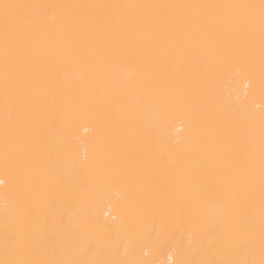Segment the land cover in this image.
Wrapping results in <instances>:
<instances>
[{
    "label": "bare ground",
    "instance_id": "bare-ground-1",
    "mask_svg": "<svg viewBox=\"0 0 264 264\" xmlns=\"http://www.w3.org/2000/svg\"><path fill=\"white\" fill-rule=\"evenodd\" d=\"M3 4L0 260L258 264L261 0Z\"/></svg>",
    "mask_w": 264,
    "mask_h": 264
},
{
    "label": "snow or ice",
    "instance_id": "snow-or-ice-1",
    "mask_svg": "<svg viewBox=\"0 0 264 264\" xmlns=\"http://www.w3.org/2000/svg\"><path fill=\"white\" fill-rule=\"evenodd\" d=\"M18 7L21 6L10 5V4L0 5V8L3 9L4 20L6 24L12 19L11 10ZM260 8L262 15H264V0H261ZM260 168H261L262 180H264V143H262L261 146ZM5 244H6V249L9 247L12 248L16 247L15 240L6 239ZM0 264H71V262L63 261V260H36V261L25 262V261L11 260L6 258L0 260ZM225 264H231V262L226 261ZM245 264H248V262H245ZM252 264H256V262H252ZM258 264H264V237H262V241H261V259L259 260Z\"/></svg>",
    "mask_w": 264,
    "mask_h": 264
}]
</instances>
